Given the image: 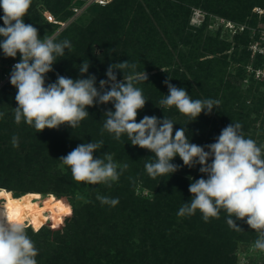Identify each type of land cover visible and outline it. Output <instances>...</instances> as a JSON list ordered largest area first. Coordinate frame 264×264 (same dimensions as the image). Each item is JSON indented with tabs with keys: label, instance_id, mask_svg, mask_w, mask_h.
<instances>
[{
	"label": "trees",
	"instance_id": "1",
	"mask_svg": "<svg viewBox=\"0 0 264 264\" xmlns=\"http://www.w3.org/2000/svg\"><path fill=\"white\" fill-rule=\"evenodd\" d=\"M72 1L55 0V13L63 19L68 17L72 13V6L78 2L74 0L72 3ZM238 6L240 9L236 8L237 14H227L230 17L228 20L245 23L249 26H261L257 24V10L254 8L263 9L262 6H257L256 2L248 3V5L247 3H238ZM33 7L34 3L32 2L24 17L25 23L37 27L39 35L42 36L40 29L44 26L40 23L41 14L38 10H33ZM252 9L256 13L254 20L247 17L251 14ZM89 10L98 11L89 24L76 25L74 27L76 29L64 31L55 38L57 41L68 39L72 45L70 49L72 52L68 56L69 50H66L63 57L57 58V62L53 65L54 71L51 72L52 79L56 77V73L76 79L80 75L78 68L84 60L89 61L90 66L94 67L89 68V74H94L98 79H106L105 72L111 63L126 60L135 63L137 66L135 71L143 72L145 70L149 77L147 82L136 85L142 90L148 101L145 107L138 112L137 122L145 115H155L160 119L165 116L175 124L174 130L186 125L188 129L186 134L191 142L201 146L204 136L207 137V144L214 142L215 137L225 126L229 125V122H239L244 134V130L251 128L258 118L251 117V114L263 115L261 110L264 108V92L260 91V89L264 91L262 82L250 79L247 82L250 92L243 94L241 87L224 79L227 64L224 57L226 56L211 58L208 61V66L200 62L198 50L203 44V40L192 30L186 31L189 6L177 4L174 0H112L108 5H94L87 11ZM151 11L152 17L160 20L164 16L172 18L174 21L178 19V23H176L179 26L178 39L171 36L168 38L169 40H160L150 35L154 28ZM2 16L3 11L0 9V17ZM262 17L264 20V16ZM205 21L207 20L205 19ZM0 26H3L2 19H0ZM197 30L201 31V28H197ZM50 32L51 30H47L45 33L48 35ZM123 32H129L128 35L131 32L139 33L138 37L142 39L143 47L139 46L138 42L127 40L128 37L122 40ZM234 38L236 39V49L243 45L242 48L246 53L245 58L242 56L235 60L239 64L240 61H243V66H238L236 71L239 79L243 81L248 76L246 66L252 59V52L249 49V43L252 41L251 31L246 29L244 32L234 35ZM0 39L3 38L0 37ZM97 44L106 48L100 55L95 53ZM205 44L204 42V48L207 47ZM178 45L185 46V49L186 46L188 48L185 51ZM120 47L122 50H116ZM96 65L97 67H95ZM201 72L204 73L203 78H201ZM233 73L232 70L231 74ZM125 74L127 75L128 72L126 71ZM117 75L118 79H123L122 73ZM168 78L171 79L170 83L176 87L186 89L194 100H205L206 98L216 100V96H212V93L217 95L221 91L217 111L222 115V120L214 121L211 118L212 113L208 115L201 113L195 121L191 122L189 117L179 113L174 106L163 110L159 108L163 107L159 101L168 94V88L163 83ZM202 83H205L206 88L204 96H200L198 93ZM8 86L0 92V113H3V116H0V178L2 171L8 175L7 182L0 180V189L11 192L14 199L15 197L18 199L27 197L26 200H23L24 220L27 234L38 249L36 257L38 264L240 263L239 260V262L237 261L235 252L231 249L229 251L226 244L227 247L228 245L232 248L236 247L239 235L244 232H237L229 228L226 223L227 213L224 210H221L218 219L210 218L208 222L197 221L195 218L200 217L197 212L191 216L177 214L184 205L183 199L188 180L186 175L197 168V166L191 169L183 166L179 157H176L172 162L181 165L180 170L172 175L156 178H151L143 168L142 171L140 168L136 169L134 174L129 173L131 165L126 160L128 168L124 170L118 181L112 182L110 187L103 183H101L103 186L90 184L87 200L77 202L73 207V213L66 218L63 226L59 225L62 222V216L68 213L70 208L62 200H58L55 194L72 197L64 184V182L70 181L71 171L65 175L58 171L60 179L53 174L56 172L55 168L61 157L59 152L55 153L54 150L58 149L63 135L61 132L58 134L54 132L37 134L32 129L26 130L29 126L22 121L20 127H23L24 132L19 133V130L15 128L18 124L14 120V108L10 112L6 106L7 102L12 100V96H9L10 94L7 92ZM228 88H231V91L229 90L230 95L227 97ZM253 91L256 94H252ZM257 92L262 94L257 95ZM249 95H252V107L247 102ZM109 108H112L111 104L87 109L90 114H93L83 120L86 124L85 129H88L89 133L85 137L86 143H90L89 139H94L95 132L91 131L97 128L99 129L97 130V140L104 142L101 148L103 152L112 153L117 158L129 157V160H132L133 155H137L138 160L144 158L145 164L155 161L154 154L148 150L132 146L126 134H122L119 141L114 138V134L107 131L101 134V130L97 126L100 122L98 124L94 122L98 119L94 116V112L104 123L103 113ZM221 122L225 126H222ZM215 131L217 133L213 135ZM16 133L21 134L24 138L20 148L17 149L11 147L5 140L8 135ZM72 134L77 135L76 132ZM88 136L90 137L88 138ZM244 136L253 138L248 134H244ZM42 141L46 145L43 149L39 146ZM24 145H32L33 148L25 151ZM49 148H52L51 155L48 153ZM44 149H46V153L43 152ZM71 150L72 148H69L66 152ZM45 154L46 157L41 161L40 155ZM130 174H133L135 178L131 180ZM26 175L33 176L31 181L22 182L23 188L16 185L26 178ZM136 179L141 180L144 186L154 190V193L150 197L136 195L134 191L137 184ZM63 184L64 186L61 188ZM16 189H20L22 192L17 193ZM40 192L47 193L43 203L40 202L42 199ZM97 195L118 198L119 203L114 207L102 205L97 200ZM47 212L49 215L46 214ZM49 218L53 219L54 228L42 226ZM32 225L34 228H38V231L29 227ZM248 233L249 239L255 241L257 233L250 229ZM224 234H227L228 242L221 241L216 244L213 239L217 236L223 237Z\"/></svg>",
	"mask_w": 264,
	"mask_h": 264
},
{
	"label": "clouds",
	"instance_id": "2",
	"mask_svg": "<svg viewBox=\"0 0 264 264\" xmlns=\"http://www.w3.org/2000/svg\"><path fill=\"white\" fill-rule=\"evenodd\" d=\"M31 3L32 0H0V51L5 58L20 56L9 74V82L17 90L15 123L23 121L37 132L61 126L75 129L90 115L88 108L111 104L112 108L103 113L101 134L107 131L118 141L126 134L132 146L154 154L155 161L145 164L151 178L180 170L181 165L172 162L176 157L190 169L199 166L202 175L199 179L188 177L192 180L188 188L191 199L179 209V216H191L199 210L208 222L210 218L218 219L224 210L229 228L243 231L236 221L245 222L257 233L252 249L264 252V145L245 138L239 122L225 126L214 142L203 146L191 142L186 125L174 130L175 124L165 116L160 119L145 115L137 122L138 112L148 101L136 85L147 82L149 77L145 70L136 72V64L128 60L109 64L106 79H100L98 86L97 77L89 74L87 60L80 64L76 79L56 73V80L47 83V74L54 71L57 58L63 57L72 45L68 39L57 41L46 34L41 38L37 27L25 23ZM118 73L123 74V79H118ZM170 80L163 82L168 94L159 101L162 110L174 106L193 122L201 113L211 114L219 106L218 100L192 99L186 89L176 87ZM12 144L18 147L17 137L13 136ZM103 144V140L81 143L59 158L70 168L76 182L110 187L128 168L126 163H115L110 153L94 156ZM26 199H14L11 192L0 189V264H38V249L27 234L23 216ZM97 200L113 207L119 203L118 198L100 195Z\"/></svg>",
	"mask_w": 264,
	"mask_h": 264
},
{
	"label": "rangeland",
	"instance_id": "3",
	"mask_svg": "<svg viewBox=\"0 0 264 264\" xmlns=\"http://www.w3.org/2000/svg\"><path fill=\"white\" fill-rule=\"evenodd\" d=\"M174 1L177 4H184V6L190 7V12L188 15V22L186 24V26H187L186 31L188 29L192 30V32L195 35H199L200 38H202V40H203V44L200 46V48L198 50V55H199L198 59H200V62H203V65L208 66V61L211 58L214 59V58H218L221 56L222 57L226 56V57H224L225 60L227 61L226 73L224 75L225 76L224 79L230 80L232 84H236L239 87H241V91L243 94H247L248 92H250V87L248 88L249 83H247L245 81V79L243 81H241V79H239V76H237L238 72H236L238 70V66H240V67L243 66L242 65L243 61H240V64H239L235 60L237 59V57L240 58V57L244 56V58H245L246 53H244V50L242 48L243 45H240V47L238 49H236V45H235L236 39L234 38L233 33L230 32V29H228V27H226L224 25V21L230 19V17L227 14H232V15L237 14V9H240L239 6L237 7L238 3H241V4L247 3V5H248V3L256 2L257 6H262L263 9L260 7H256V8H254V10H257V14L252 9L251 14L247 17L254 20V17L256 14L257 15V24L264 27V20L262 17V16H264V0H174ZM32 2L34 3V7L32 9L38 10L41 14L39 19H40V23L42 24V26H44V27H42V29H40V32H42V34H43L42 36H40L41 38H43V36L46 34L45 32L47 30H51V32L48 33L49 36H54L56 38L57 36L61 35L64 31H67L69 29H76V28H74L76 25L89 24L90 20L98 14V11H93V10L85 11L78 18H75L73 21H71L65 28H59L60 25L49 22L44 15L45 12H49V13L54 14L58 19H63L60 17L59 14L55 13V8H54L55 0H32ZM73 2H74V0L72 1V3ZM194 10H201L202 12H204L207 21H205V23H200L197 25L192 24L191 23V17L194 13ZM71 14L72 13H70V15L68 17H71ZM150 15L152 17V15H153L152 11H151ZM68 17H66L63 20H67ZM152 18L153 19H151V20H152V23L154 24V26H153L154 28L152 29V31L150 33V35L152 37L155 36L157 39H160V40H166V39L169 40L168 38L173 36L174 39H178L177 37L179 36V26H178V24H176V23H178V19H175V21H174V19L167 18L166 16H164V18L161 20L157 19L154 16ZM197 28H201V31L197 30ZM128 33L129 32H127V33L123 32L122 40H125V37L126 38L128 37L127 40H131L132 42H138V45L143 47L142 39H140L138 37L139 33H132L131 32L130 35H128ZM209 37H210V39H209ZM139 40H141V41H139ZM204 42L207 44V47H205V48H204ZM178 46L180 48L185 49V46H183V45H178ZM187 48L188 47L186 46V49ZM105 49H106L105 47H102L99 44H97L95 53L100 55L104 52ZM186 49H185V51H186ZM217 49H219V51L215 52V50H217ZM116 50H118V51L122 50V47H120ZM71 52H72L71 50L68 51V56L70 55ZM19 59H20L19 54L17 55V57L15 59L5 58L3 56L2 51H0V92L4 91L6 86L9 85L7 88V92H8V94H10L9 96H12V100L7 102L6 106H7V110L9 109L10 112H11L12 108L17 107V103L15 101V94H16L17 90L13 86H11V84L9 82V74H10L12 66L16 62H18ZM95 67H97V65ZM89 68H94V67L90 66ZM232 70L234 71L233 74H231ZM200 74H201V78H203L204 73L201 72ZM51 75H52L51 72L47 74V78H46L47 83L54 82L56 80V77L54 79H52L53 77ZM99 80L100 79L97 78V83L99 82ZM205 89H206L205 83H202L200 85L199 91H198L200 96H204V90ZM229 90L231 91V88L230 89L228 88V90H227V97L230 95ZM260 91L264 92L262 89H260ZM261 92L260 93L257 92V95H261L262 94ZM221 94H222V92L220 91L219 94H217V95L215 93H212V96H216V100L219 101ZM252 94H256V92L253 91ZM248 98H249V100L247 102L252 107V105H253V103L251 102L252 95H249ZM206 99H208V98H206ZM261 112L263 113V115H261V116L257 115L256 113L251 114V117H253V118L258 117V118L253 123V126L251 128L244 130V134H248L249 136L250 135L253 136L252 139L254 141H256L258 146L264 145V108L261 110ZM89 114H90V112H89ZM92 114H90V115L92 116ZM94 116L96 118H98L94 122H96V124H98L100 122L97 126H98V128H100V130H102L103 122L100 121L99 116H97V114L95 112H94ZM211 118L214 119V121L218 120V122L220 120H222V115H220L218 113L217 107L213 110ZM84 124L85 123L82 120L80 122L79 126L75 129H71L67 126H61L59 129H45L42 132H37L32 126L28 125L29 127H27L26 130L28 128L32 129L34 132H37V134H44V133H50V132H54L55 134H58L61 132L63 135V140L61 141V144L58 145V149H55L54 151H55V153L59 152V156L62 157V156L67 155V152H66L67 149H69V148L74 149L78 144L86 143L85 137L87 136V134L89 135V133H88V129L87 130L85 129L86 124L85 125ZM220 124L222 126H225V125H223L222 122ZM229 124H230V122H229ZM15 128L17 130H19V133L24 132V130L22 129L23 127H20V124H18V126H16ZM97 130H99V129L96 128V130L91 131V132H95V133H94V139H89L90 142L98 141L97 140ZM73 132H74V134L76 132L77 135L76 136L73 135L72 134ZM104 132H106V131H104ZM216 133L217 132L215 131L213 133V135H216ZM13 136L18 138V147H14L12 144ZM89 137L90 136H88V138ZM206 138L207 137L204 136L202 146L207 144ZM213 139H214V137H213ZM5 140H6V143L11 145V147L13 146L15 149H17V148H20L21 142L24 140V138L22 137L21 134L18 135L16 133L15 135H11V134L8 135ZM37 144L39 145L40 143H37ZM41 144H43V145H41ZM41 144L39 145L41 147V149L45 148V146H46L45 142L42 141ZM24 146H25V148H24L25 151L26 150L29 151L33 148L32 145L31 146L24 145ZM43 152L46 153V149H44ZM48 153L51 155L52 148L51 149L49 148ZM104 153L105 152H103L102 149H100L98 152L94 153V156L100 157V156H103ZM107 153H109V152H107ZM110 154L113 157V161L115 163H117L118 165L122 166L123 164L126 163V160L129 161L130 162L129 165H131V171L128 170L129 173L134 174L136 172V169H139V168H140V171H142V168L145 169L144 158L142 160H138L137 159L138 156L133 155L132 160H129V157L124 158V156H121L120 158H117L112 153H110ZM45 157H46V154L40 155L39 159L41 161H43ZM121 158H124V159H121ZM24 159H27V157H24ZM55 169H56V172H54L53 174L58 176V179H60V176L57 173L58 171H60V174H62V175H65L71 171L68 166L63 165L61 160ZM118 171H119V169H118ZM133 174H130V176H129V178L131 180L135 178V176H133ZM201 175L202 174L199 172V166L197 165V168L195 170H193V172H191L190 174H187L186 178L192 177L193 179H199L201 177ZM26 176L27 177L22 179L20 183L17 181L18 183H16V185H20V187H22L23 186V185H21L22 182H30L31 178L33 176H31V175L30 176L26 175ZM120 177H121V175H120ZM0 180H3L5 182L8 181V175L6 172L3 173V171H2V177L0 178ZM191 182H192V180H190L188 178V180L186 182V192L184 194L183 204H185V202L190 201V199H191V194L188 191V188H189V185ZM64 184L66 186L67 191H69V194L72 195V197L71 196L69 197L67 195H62V196L59 195L58 196L55 194V197L58 200L59 199L62 200L64 202V204L70 208L69 212L62 216V220H61L62 222L59 224L61 226H63L66 218L68 216H70L71 213H73L74 205L77 202L87 200V193H88L89 185H90V184L85 183V182H76L73 179L72 175H71L70 181H68L67 183L64 182ZM64 184L61 186V188L64 186ZM101 185L103 186V184H101ZM104 185H106V184H104ZM134 191H135L136 195L148 196V197H150L151 194L154 193V190H151L148 187L144 186L142 184L141 180H137V184L135 185ZM16 192L21 193L22 191H20V189H16ZM40 193L42 194V199L40 200V202L43 203L44 199L46 198L47 193H43V192H40ZM2 202L3 201L0 200V203H2ZM46 214L49 215V212H47ZM197 214H199L200 217L195 218V219L200 222V220H203L202 214L199 212V210H197ZM236 223H239L237 225L243 229L242 232H244V234L239 235L240 238L236 241V247L234 246L232 248L229 245L227 247V244H226V248L229 249V251L231 249V251L235 252L236 257H237V261L238 260L240 261L239 264H263L264 263V252L254 251L252 249V244L254 243V241L249 239V236H250L248 233V230L250 229L249 226L245 222L239 221V220L236 221ZM42 226H45L46 228H54L53 219L49 218L47 220V222L45 224H43ZM29 227L34 229L33 225L29 226ZM230 232H231V230H230ZM222 236L223 237L217 236V238L213 239L214 242L216 244H218V242L220 243L221 241L222 242H228L227 234H224ZM230 236H231V234H230ZM256 238H257V235L255 237V240H256ZM229 241H231V239H229ZM150 247H152V246H150ZM215 247H217V246H215Z\"/></svg>",
	"mask_w": 264,
	"mask_h": 264
},
{
	"label": "built area",
	"instance_id": "4",
	"mask_svg": "<svg viewBox=\"0 0 264 264\" xmlns=\"http://www.w3.org/2000/svg\"><path fill=\"white\" fill-rule=\"evenodd\" d=\"M72 7L71 17L67 20L58 19L54 14L45 12L44 15L49 22L60 25L59 28H65L71 21L78 18L85 11L94 5L105 6L112 0H77ZM206 19L205 13L201 10H194L191 17V23L194 25L203 23ZM224 25L230 29L233 35L244 32L246 29L251 31L252 41L249 43V49L252 52L251 62L246 66L248 76L245 78L246 82L250 79H255L264 84V27L249 26L245 23H237L232 20H225Z\"/></svg>",
	"mask_w": 264,
	"mask_h": 264
},
{
	"label": "bare ground",
	"instance_id": "5",
	"mask_svg": "<svg viewBox=\"0 0 264 264\" xmlns=\"http://www.w3.org/2000/svg\"><path fill=\"white\" fill-rule=\"evenodd\" d=\"M15 199H18L17 197ZM23 207V205H22ZM23 216H25V210H24V207H23Z\"/></svg>",
	"mask_w": 264,
	"mask_h": 264
}]
</instances>
